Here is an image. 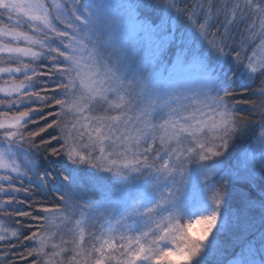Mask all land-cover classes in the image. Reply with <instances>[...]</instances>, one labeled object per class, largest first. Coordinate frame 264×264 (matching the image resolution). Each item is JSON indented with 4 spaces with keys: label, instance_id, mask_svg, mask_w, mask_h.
Segmentation results:
<instances>
[{
    "label": "snow or ice",
    "instance_id": "obj_1",
    "mask_svg": "<svg viewBox=\"0 0 264 264\" xmlns=\"http://www.w3.org/2000/svg\"><path fill=\"white\" fill-rule=\"evenodd\" d=\"M0 264H264V0H0Z\"/></svg>",
    "mask_w": 264,
    "mask_h": 264
}]
</instances>
